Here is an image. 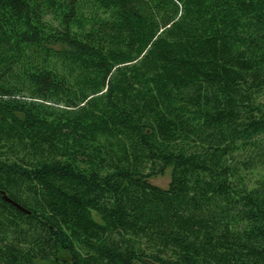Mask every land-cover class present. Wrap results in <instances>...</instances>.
<instances>
[{
  "label": "trees",
  "instance_id": "1",
  "mask_svg": "<svg viewBox=\"0 0 264 264\" xmlns=\"http://www.w3.org/2000/svg\"><path fill=\"white\" fill-rule=\"evenodd\" d=\"M261 165L264 0H0V264H264Z\"/></svg>",
  "mask_w": 264,
  "mask_h": 264
},
{
  "label": "rangeland",
  "instance_id": "2",
  "mask_svg": "<svg viewBox=\"0 0 264 264\" xmlns=\"http://www.w3.org/2000/svg\"><path fill=\"white\" fill-rule=\"evenodd\" d=\"M262 167L264 165H261ZM264 174V169L257 168L252 170L251 172L247 173L248 182L250 185H252L257 178H260ZM149 181L153 183L154 185H157L161 188H166L169 181H170V171L167 169L163 175H159L157 177L149 178ZM66 260L70 262V258L67 256H64ZM36 264H52L49 261H37Z\"/></svg>",
  "mask_w": 264,
  "mask_h": 264
},
{
  "label": "water",
  "instance_id": "3",
  "mask_svg": "<svg viewBox=\"0 0 264 264\" xmlns=\"http://www.w3.org/2000/svg\"><path fill=\"white\" fill-rule=\"evenodd\" d=\"M15 206H17L20 210L25 211L20 205H18V204H16V203H15Z\"/></svg>",
  "mask_w": 264,
  "mask_h": 264
}]
</instances>
